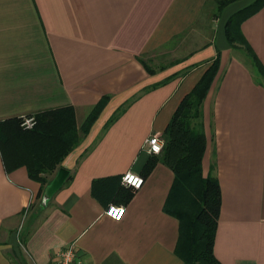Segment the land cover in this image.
<instances>
[{"label": "crops", "instance_id": "obj_1", "mask_svg": "<svg viewBox=\"0 0 264 264\" xmlns=\"http://www.w3.org/2000/svg\"><path fill=\"white\" fill-rule=\"evenodd\" d=\"M218 1L0 0V120L71 106L80 129L100 104L58 167L70 178L45 202L41 183L24 165L7 172L0 151V264H50L70 243L86 264H185L175 252L171 168L158 161L129 200L117 177L141 175L145 138L163 136L217 50L202 158L221 194L214 255L264 264V85L225 33L229 17L255 0L220 10ZM241 31L264 65V6ZM111 203L125 207L121 219L104 214Z\"/></svg>", "mask_w": 264, "mask_h": 264}, {"label": "trees", "instance_id": "obj_2", "mask_svg": "<svg viewBox=\"0 0 264 264\" xmlns=\"http://www.w3.org/2000/svg\"><path fill=\"white\" fill-rule=\"evenodd\" d=\"M234 0H219L218 10ZM264 6L255 0L229 17L225 33L232 48L239 50L248 61L254 78L264 85V65L241 31V23ZM220 52L209 63L192 89L186 93L172 113L163 133L164 144L159 154H150L140 173L146 177L158 161L174 172L171 188L180 231L175 252L185 264H222L214 255V239L220 210V187L213 166L207 175L202 172L206 149L203 102L217 74ZM154 72V71H153ZM174 76V75H172ZM100 104L89 114L79 129L71 106L34 113L36 124L29 129L20 125V117L0 120V151L7 172L26 166L29 176L41 183L38 197L50 183L63 158L77 145L96 118ZM112 120V119H111ZM70 175L67 176V179ZM118 183L121 176L117 177ZM101 183L97 180L93 183ZM125 200L135 189L119 184Z\"/></svg>", "mask_w": 264, "mask_h": 264}, {"label": "built area", "instance_id": "obj_3", "mask_svg": "<svg viewBox=\"0 0 264 264\" xmlns=\"http://www.w3.org/2000/svg\"><path fill=\"white\" fill-rule=\"evenodd\" d=\"M20 125L29 129L36 124L34 114H25L20 116ZM164 139L158 133H152L145 138L144 147L149 154H159L162 151ZM144 181V178L130 171L125 172L121 176V182L124 185L131 186L133 189H138ZM125 207L117 204H109L104 210V214L112 219L119 220L122 218ZM50 264H86L79 256L76 246L70 243L63 246L54 252Z\"/></svg>", "mask_w": 264, "mask_h": 264}, {"label": "water", "instance_id": "obj_4", "mask_svg": "<svg viewBox=\"0 0 264 264\" xmlns=\"http://www.w3.org/2000/svg\"><path fill=\"white\" fill-rule=\"evenodd\" d=\"M67 175H68V171L63 167H60L57 170L56 174L51 179L50 183L47 184L44 188L42 194L43 202L47 201L51 197V195L63 185L65 179L67 178Z\"/></svg>", "mask_w": 264, "mask_h": 264}, {"label": "rangeland", "instance_id": "obj_5", "mask_svg": "<svg viewBox=\"0 0 264 264\" xmlns=\"http://www.w3.org/2000/svg\"><path fill=\"white\" fill-rule=\"evenodd\" d=\"M216 6V5H215ZM215 9V8H214ZM214 9L212 10V11H214ZM233 53L235 54V55H237V56H239V53H240V51H238L237 49H233ZM241 54V53H240ZM155 58H151L150 60H149V62L151 63V65L152 66H154V67H156L157 66V64L159 63V61H160V59H155V61H152V60H154ZM43 210H45V208H41V210H40V213H42L43 212ZM37 214L35 213V216H36ZM29 225H30V220H27V222L25 223H23L22 225H21V229H23V231H26V229H28V227H29Z\"/></svg>", "mask_w": 264, "mask_h": 264}]
</instances>
